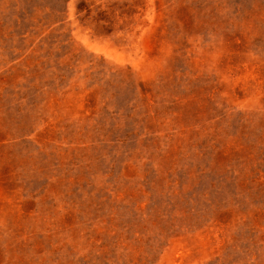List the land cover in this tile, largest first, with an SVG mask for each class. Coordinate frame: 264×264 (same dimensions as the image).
Returning <instances> with one entry per match:
<instances>
[{"label": "rangeland", "instance_id": "1", "mask_svg": "<svg viewBox=\"0 0 264 264\" xmlns=\"http://www.w3.org/2000/svg\"><path fill=\"white\" fill-rule=\"evenodd\" d=\"M0 264H264V0H0Z\"/></svg>", "mask_w": 264, "mask_h": 264}]
</instances>
